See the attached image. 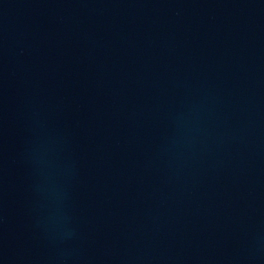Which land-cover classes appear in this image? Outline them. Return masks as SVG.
Returning <instances> with one entry per match:
<instances>
[{
    "label": "water",
    "instance_id": "95a60500",
    "mask_svg": "<svg viewBox=\"0 0 264 264\" xmlns=\"http://www.w3.org/2000/svg\"><path fill=\"white\" fill-rule=\"evenodd\" d=\"M0 264H264V0H0Z\"/></svg>",
    "mask_w": 264,
    "mask_h": 264
}]
</instances>
